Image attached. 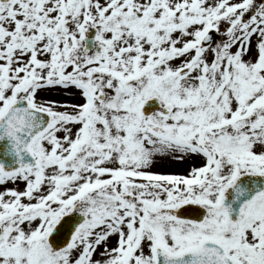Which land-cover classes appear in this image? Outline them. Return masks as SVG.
<instances>
[{
  "label": "snow or ice",
  "instance_id": "snow-or-ice-1",
  "mask_svg": "<svg viewBox=\"0 0 264 264\" xmlns=\"http://www.w3.org/2000/svg\"><path fill=\"white\" fill-rule=\"evenodd\" d=\"M0 264H264V0H0Z\"/></svg>",
  "mask_w": 264,
  "mask_h": 264
}]
</instances>
